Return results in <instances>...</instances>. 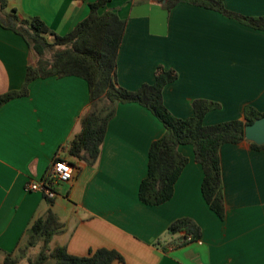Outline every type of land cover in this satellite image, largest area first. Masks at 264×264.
<instances>
[{
	"label": "crops",
	"instance_id": "0c3cea01",
	"mask_svg": "<svg viewBox=\"0 0 264 264\" xmlns=\"http://www.w3.org/2000/svg\"><path fill=\"white\" fill-rule=\"evenodd\" d=\"M96 0H9L3 15L39 17L64 35L90 12ZM166 0H110L106 8L127 19L117 59V81L138 89L155 80L159 65L178 72L163 90L167 108L177 117L194 114L193 101L220 104L205 124L245 119L246 106L264 112V30L223 13L180 2L168 11ZM245 16H264V0H225ZM53 40V35H48ZM35 53L22 35L0 24V93L23 85ZM89 105V86L79 76L39 77L29 93L0 107V256L22 240L30 223L49 208L64 223L53 244L84 256L98 248L117 250L112 264H264V148L245 139L220 148L225 216L221 219L202 194L204 171L193 146L173 197L159 205L139 198L152 142L165 131L148 108L120 103L110 120L98 162L88 165L68 154L79 118ZM61 157L75 168L71 181L52 200L27 191ZM192 218L201 236L171 247L167 229Z\"/></svg>",
	"mask_w": 264,
	"mask_h": 264
},
{
	"label": "trees",
	"instance_id": "16d2710c",
	"mask_svg": "<svg viewBox=\"0 0 264 264\" xmlns=\"http://www.w3.org/2000/svg\"><path fill=\"white\" fill-rule=\"evenodd\" d=\"M109 1L90 3L89 14L71 31L60 35L39 17L25 19L14 10L3 15L9 0H0V24L22 35L37 57L34 63L28 65L21 88L0 93V107L16 97L27 95L30 82L36 78L68 75L84 78L89 86V105L79 118V131L69 142L68 154L94 165L100 157L108 124L119 104L137 102L145 106L159 118L165 131L150 146L147 174L139 186L140 200L147 205H159L173 197L175 184L189 160L181 153L179 146L190 144L195 160L204 171L203 197L223 219L225 201L220 148L225 143L245 140L246 125L264 116V112L248 105L244 110L245 119L205 124L206 114L211 109L219 108L220 104L196 99L191 117H177L167 108L163 90L168 83L177 79L178 72L163 65L156 68L152 83H143L136 90L120 85L117 81V59L127 19L112 8L100 11ZM180 2L214 9L264 30V16H245L233 12L225 6V0H166L164 6L170 11ZM48 35H53V40ZM250 143L253 148H264V144ZM63 231L64 223L49 208L44 216L30 223L15 249L0 256V264H19L22 260H27L29 264H112L115 260H123L115 249L98 248L88 255L79 256L69 252L66 245L53 244V237ZM167 233L175 236L171 248L197 240L201 236V228L192 218L183 217L172 222ZM39 244L38 252L31 254L30 250Z\"/></svg>",
	"mask_w": 264,
	"mask_h": 264
},
{
	"label": "built area",
	"instance_id": "2783aa9c",
	"mask_svg": "<svg viewBox=\"0 0 264 264\" xmlns=\"http://www.w3.org/2000/svg\"><path fill=\"white\" fill-rule=\"evenodd\" d=\"M76 168L74 164L64 158L56 157L43 179L30 180L26 183L27 191H41L47 198H55L59 194L61 184L71 181Z\"/></svg>",
	"mask_w": 264,
	"mask_h": 264
},
{
	"label": "water",
	"instance_id": "95a60500",
	"mask_svg": "<svg viewBox=\"0 0 264 264\" xmlns=\"http://www.w3.org/2000/svg\"><path fill=\"white\" fill-rule=\"evenodd\" d=\"M34 58L36 54L33 53ZM245 137L247 140L259 145L264 144V116L256 118L252 123L245 127Z\"/></svg>",
	"mask_w": 264,
	"mask_h": 264
},
{
	"label": "rangeland",
	"instance_id": "374dc122",
	"mask_svg": "<svg viewBox=\"0 0 264 264\" xmlns=\"http://www.w3.org/2000/svg\"><path fill=\"white\" fill-rule=\"evenodd\" d=\"M39 247H40V244H39L38 246H36L35 248H32V249L30 250V253H31V254H35V253H37L38 250L40 249ZM19 264H29V263L27 262V260H22Z\"/></svg>",
	"mask_w": 264,
	"mask_h": 264
}]
</instances>
